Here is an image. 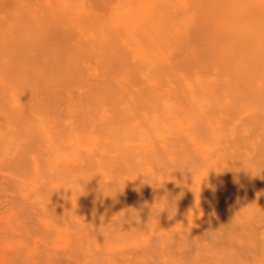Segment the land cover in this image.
Wrapping results in <instances>:
<instances>
[{
  "label": "rangeland",
  "instance_id": "obj_1",
  "mask_svg": "<svg viewBox=\"0 0 264 264\" xmlns=\"http://www.w3.org/2000/svg\"><path fill=\"white\" fill-rule=\"evenodd\" d=\"M263 87L264 0H0V264H264Z\"/></svg>",
  "mask_w": 264,
  "mask_h": 264
},
{
  "label": "bare ground",
  "instance_id": "obj_2",
  "mask_svg": "<svg viewBox=\"0 0 264 264\" xmlns=\"http://www.w3.org/2000/svg\"><path fill=\"white\" fill-rule=\"evenodd\" d=\"M224 61H226V60H224ZM261 95L264 97V87L262 88ZM257 100H258L259 103L262 104V106L259 105L260 107H259L258 111H260V112L258 114V117L255 120L252 119L250 122H248V124L250 126L249 128H254V129L250 130V132H253L254 130H256L258 132V134H259V137H261L262 139L259 142H255V143L250 144V146H251L250 149H253L254 152H253V156L246 160L248 165H249V167L251 168V173H250L251 176H247V180L246 181H249V180L253 179L254 177H259L260 176L259 178H261L262 180L261 179H259V180L264 182V98L263 99H257ZM257 105H258V103H257ZM235 111H236V109H235ZM243 118H245V117H243ZM260 123H261V125H260ZM241 127H243V126H241ZM234 136L235 135H233V137ZM247 145H248V142H245L244 147L247 146ZM261 181H259V182H261ZM249 188H250V185H249ZM225 193L226 192H224V194Z\"/></svg>",
  "mask_w": 264,
  "mask_h": 264
}]
</instances>
